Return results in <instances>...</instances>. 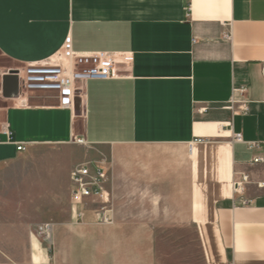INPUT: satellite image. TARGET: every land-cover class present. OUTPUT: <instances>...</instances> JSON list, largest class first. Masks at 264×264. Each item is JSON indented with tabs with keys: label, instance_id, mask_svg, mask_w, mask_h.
Segmentation results:
<instances>
[{
	"label": "crops",
	"instance_id": "1",
	"mask_svg": "<svg viewBox=\"0 0 264 264\" xmlns=\"http://www.w3.org/2000/svg\"><path fill=\"white\" fill-rule=\"evenodd\" d=\"M68 38L76 52L131 51L134 63L88 81L74 110L25 101L17 77L1 74L0 198L13 187L14 201L36 204L43 219L65 202L76 221L110 224L98 222V200H71L84 155L69 151L78 138L124 147L107 182L112 222L119 210L135 217L136 204H164L178 233L198 235L204 264H264V163L250 164L254 151L232 139L264 140V0H0V55L17 67L55 56ZM241 172L252 179L248 206L235 205ZM33 237L26 263L51 264Z\"/></svg>",
	"mask_w": 264,
	"mask_h": 264
},
{
	"label": "rangeland",
	"instance_id": "2",
	"mask_svg": "<svg viewBox=\"0 0 264 264\" xmlns=\"http://www.w3.org/2000/svg\"><path fill=\"white\" fill-rule=\"evenodd\" d=\"M16 68V65L0 55V77L3 72L8 73ZM71 146L70 153L84 155V159L73 168L86 160H96L107 169L111 184L112 156L123 158L126 152L131 151L112 145L93 147L74 143ZM14 191L16 189L12 187L0 198V248L4 249L0 251V261L4 260V264H32L26 263L30 254L26 246L31 243V234L36 236L33 239L38 243L40 253L48 252L51 264L205 263L198 235L187 226L181 227V233H178L180 225L176 224L172 213L165 211L164 204H155V208L150 210L143 207L142 211L141 205L136 204L138 211L128 212L135 217H128L126 211L119 210L121 214L115 216L113 222L109 219L110 224L96 223V219H93V223L83 224L80 219L76 221L68 214L65 202L53 204L52 217L43 219L41 213L36 211V204L28 200L23 203L14 201L15 197L9 195ZM21 191L23 195L25 189L17 192ZM110 193L109 207L112 209V190ZM95 206L97 210L94 211H100L102 202L99 201ZM39 207L37 204V210H40ZM75 221L78 223H73ZM99 221L105 222L102 218ZM45 222L54 224L51 243L37 235L38 227ZM147 226L149 233H145ZM41 260H44L43 257Z\"/></svg>",
	"mask_w": 264,
	"mask_h": 264
},
{
	"label": "built area",
	"instance_id": "3",
	"mask_svg": "<svg viewBox=\"0 0 264 264\" xmlns=\"http://www.w3.org/2000/svg\"><path fill=\"white\" fill-rule=\"evenodd\" d=\"M226 39H231V32L225 33ZM134 53L131 51L108 52L91 51L76 52L72 48L71 39L68 38L59 52L52 57L38 62H31L17 67L8 73L18 79L20 92L28 97L38 96L44 99H55L57 106L74 110L77 100L84 102L86 96V84L90 80H107L119 78L122 75L120 69L131 68L134 63ZM240 92H244L241 88ZM247 108L244 107V112ZM2 132L7 139L12 138L9 126H3ZM232 139L243 142L254 151L250 164L264 163V152L255 153L256 150H264V140L246 141L241 133H233ZM78 138L77 141H80ZM83 140V139H82ZM19 151L25 149V144L18 143ZM71 200L80 203L85 198H94L102 202L100 211L102 220L109 221L106 215L111 210V193L107 187V169L97 161L86 160L77 165L71 171ZM252 182L248 172H241L233 182V192L236 206H248L252 200L246 195L247 185ZM259 187H264V181L258 182ZM54 232V224L45 222L38 227L37 235L44 241L51 243Z\"/></svg>",
	"mask_w": 264,
	"mask_h": 264
},
{
	"label": "bare ground",
	"instance_id": "4",
	"mask_svg": "<svg viewBox=\"0 0 264 264\" xmlns=\"http://www.w3.org/2000/svg\"><path fill=\"white\" fill-rule=\"evenodd\" d=\"M78 143L85 144L84 140H82V139L80 141H78Z\"/></svg>",
	"mask_w": 264,
	"mask_h": 264
},
{
	"label": "water",
	"instance_id": "5",
	"mask_svg": "<svg viewBox=\"0 0 264 264\" xmlns=\"http://www.w3.org/2000/svg\"><path fill=\"white\" fill-rule=\"evenodd\" d=\"M11 71H13V70H11Z\"/></svg>",
	"mask_w": 264,
	"mask_h": 264
}]
</instances>
